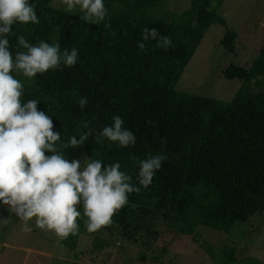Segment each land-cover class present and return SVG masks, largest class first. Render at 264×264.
Masks as SVG:
<instances>
[{"label": "trees", "instance_id": "16d2710c", "mask_svg": "<svg viewBox=\"0 0 264 264\" xmlns=\"http://www.w3.org/2000/svg\"><path fill=\"white\" fill-rule=\"evenodd\" d=\"M55 1L30 0L40 23L14 24L10 50L13 55L25 51L16 39L23 35L32 44L58 41L62 50L75 47L79 60L71 68L62 66L31 80L16 76L24 84L23 99L39 100L38 110L51 116L53 130L61 133L62 140L79 137L88 131L83 127L88 123L92 135L78 148L66 150L69 161H118L135 184L140 161L161 152L168 157L147 189L129 194L124 222L105 227L109 235L119 233L129 242L150 246L173 231L175 237L188 236L211 253L197 232L198 225L226 233L236 222L260 220L257 215L264 214V41L247 64L228 63L222 69L224 78L240 82L229 100L175 93L174 85L209 26L226 25L211 7L214 0H192L173 25L151 17L159 0H105L108 18L98 25L84 21L79 11L68 13L56 7ZM215 1L217 6L223 2ZM145 28L171 37L172 46L165 50L149 40L140 51L137 44ZM237 36L225 30L221 39L225 53H235ZM82 97L87 98L83 109L79 107ZM117 115L136 136L134 146L97 142V134ZM199 183L215 193L195 222L187 206L190 191L194 190V197L202 190ZM85 220H78L77 236L60 242L64 248L75 250L79 236L86 234L93 236L90 253L103 249L106 239L88 233ZM216 251L225 264L233 259V264H254L252 258L239 259L236 253L241 251L233 247Z\"/></svg>", "mask_w": 264, "mask_h": 264}, {"label": "clouds", "instance_id": "9594fccd", "mask_svg": "<svg viewBox=\"0 0 264 264\" xmlns=\"http://www.w3.org/2000/svg\"><path fill=\"white\" fill-rule=\"evenodd\" d=\"M68 13L79 11L81 18L92 24H101L108 18L105 0H59ZM39 24L36 7L30 0H0V205L22 222L25 233L36 229L52 233L58 242L80 231L78 220L84 221L88 233H96L113 223L116 215L129 202L131 193L147 189L164 161L163 152L140 161L136 175L121 170V164H104L100 159L66 158V150L76 149L89 140L93 130L87 128L77 137L61 139L54 131L51 116L38 110L36 99L24 100V84L16 76L31 80L61 67L71 68L78 63L79 50L61 49L58 41L29 43L23 35L17 36L18 47L10 50L9 36L15 35L14 24ZM155 40L167 50L172 39L160 35L156 28H145L137 47L146 49V42ZM87 105V98L79 100V107ZM117 115L113 123L97 134V142L107 140L119 147L136 144V136L125 128ZM46 152L49 153L46 155ZM7 221H0V224Z\"/></svg>", "mask_w": 264, "mask_h": 264}, {"label": "rangeland", "instance_id": "374dc122", "mask_svg": "<svg viewBox=\"0 0 264 264\" xmlns=\"http://www.w3.org/2000/svg\"><path fill=\"white\" fill-rule=\"evenodd\" d=\"M191 1L159 0L151 17L173 25L190 7ZM215 3L212 1L211 7L224 17L226 25L212 23L209 26L174 85V91L227 101L240 82L224 78L222 69L228 63L247 64L257 55L264 41V0H223L219 6ZM54 4L64 8L59 0ZM226 29L238 34L233 54L225 53L221 45ZM199 184L202 190L194 197L191 195L194 190L190 191L191 202L187 206L188 215L195 222L199 221L215 193L210 187ZM127 211L128 207L124 206L112 217L111 225L123 224ZM257 216L260 220L254 217L251 221L236 222L226 233L198 225L197 232L211 248V253L188 236L175 237L173 231H167L147 246L129 242L119 233L109 235L106 228L94 235L106 239L103 249L90 253L93 236L81 234L76 249L70 251L52 233L42 232L34 224L33 231L25 233L22 222L7 210V206L0 205V221H7L0 224V264H225L216 251L225 245L240 250V254L236 253L239 259L252 258L254 264H264V214ZM233 260L232 264L235 263Z\"/></svg>", "mask_w": 264, "mask_h": 264}]
</instances>
